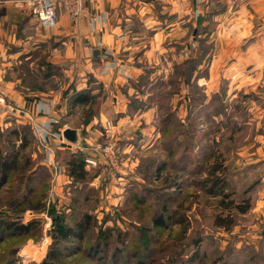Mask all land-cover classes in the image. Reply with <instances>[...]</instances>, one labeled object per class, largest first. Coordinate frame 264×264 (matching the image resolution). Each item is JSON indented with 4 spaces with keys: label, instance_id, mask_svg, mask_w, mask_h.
<instances>
[{
    "label": "crops",
    "instance_id": "0c3cea01",
    "mask_svg": "<svg viewBox=\"0 0 264 264\" xmlns=\"http://www.w3.org/2000/svg\"><path fill=\"white\" fill-rule=\"evenodd\" d=\"M185 61L190 84L205 79L210 123L228 122L236 108L237 122L244 123L237 130L252 126L245 136L252 133L260 143L249 154L263 153L264 0H85L78 17L58 7V22L50 28L41 26L32 0H0V85L8 102L0 117L6 124L30 125L42 156L38 165L50 173L52 193L60 198L73 185L70 158L96 157L90 146L102 140L107 119L116 124L122 151L144 149L161 138L156 104L147 100L155 83L145 89L141 80L147 67V76L166 79ZM82 91L94 97L84 119L81 111L89 105L73 103ZM67 127L80 130L85 147L64 140ZM223 131L211 127L210 141L220 140L219 133L224 138ZM98 160L97 167L84 165L93 173L86 185L104 200H115L122 189L118 181L127 174L119 180L114 168ZM257 181L264 191V176ZM257 213L264 216V201Z\"/></svg>",
    "mask_w": 264,
    "mask_h": 264
},
{
    "label": "rangeland",
    "instance_id": "374dc122",
    "mask_svg": "<svg viewBox=\"0 0 264 264\" xmlns=\"http://www.w3.org/2000/svg\"><path fill=\"white\" fill-rule=\"evenodd\" d=\"M189 66L183 62L166 79L147 76L152 68H146L141 81L145 89L155 83L147 100L156 104L162 136L144 149H119L120 168L112 174L127 177L118 181L122 189L116 201L88 189L93 173L73 180L65 198L52 193L30 125L6 124L0 117L1 149L11 154V162L16 159V170L0 188V264H41L51 261L46 256L56 249L61 252L56 264H264V216L257 213L264 201L257 181L264 176V152L249 154L260 143L252 133L245 136L252 126L237 130L244 123L237 122L236 108L228 122L210 123L205 79L190 84ZM199 76L205 77V66ZM214 126L224 129V138L219 133L220 140L210 141ZM216 160L227 167L211 175ZM217 176L225 186L214 189L209 179ZM229 198L245 202L248 211L229 213ZM55 220L78 228L87 220L86 229L80 238L55 243ZM22 223L28 230L20 228ZM46 233L50 238L43 244Z\"/></svg>",
    "mask_w": 264,
    "mask_h": 264
},
{
    "label": "trees",
    "instance_id": "16d2710c",
    "mask_svg": "<svg viewBox=\"0 0 264 264\" xmlns=\"http://www.w3.org/2000/svg\"><path fill=\"white\" fill-rule=\"evenodd\" d=\"M93 99L94 97L90 91H82V92H78L75 95L73 99V103L89 105V108L85 112L87 113L86 116H89V113H90L89 111H92ZM15 133L20 134V131L17 130L15 131ZM10 156L11 154H7L2 151L1 145H0V188L8 181L10 173L13 170H16V159L11 162ZM86 157L87 156H84L83 154H75L70 158L69 172L73 176L74 180H84L86 176L88 175V172L84 169V165L86 164L85 162ZM216 161L217 162H215L213 166L210 167L211 175H214L218 171L223 170V162H219L218 160ZM222 178L223 177L221 176L212 177L211 179H209L211 182L210 186L213 187L214 189L219 188L220 186H223L225 183L222 180ZM244 204L245 202L240 204V203H237L235 199L229 198L226 208L229 211V213H231L233 208H238L240 212H246L248 211L249 207L248 205H244ZM86 221L87 220H80L78 223L79 224V228H78L76 226L66 225L60 222L59 220H55L54 236H53L55 243H57V241L59 240L66 241L69 237L80 238L82 235L81 230L86 229V223H87ZM161 224H165V221H161ZM20 228L23 230H28L29 224L22 223L20 225ZM60 253L61 252L58 249L53 250V253H49L46 256V258L49 257L51 261L44 260L41 264H56L55 260L59 258Z\"/></svg>",
    "mask_w": 264,
    "mask_h": 264
},
{
    "label": "built area",
    "instance_id": "2783aa9c",
    "mask_svg": "<svg viewBox=\"0 0 264 264\" xmlns=\"http://www.w3.org/2000/svg\"><path fill=\"white\" fill-rule=\"evenodd\" d=\"M35 14L43 28L54 27L58 22V7L74 17L80 16L85 11V0H32ZM8 106L7 91L4 85H0V110L6 111ZM115 123L107 119L103 126V138L93 143L90 148L96 157L90 155L85 162L94 166L98 165L101 159L104 164L111 168L120 167L119 147L115 139ZM98 158V159H97ZM50 238L48 233L43 237V244Z\"/></svg>",
    "mask_w": 264,
    "mask_h": 264
},
{
    "label": "water",
    "instance_id": "95a60500",
    "mask_svg": "<svg viewBox=\"0 0 264 264\" xmlns=\"http://www.w3.org/2000/svg\"><path fill=\"white\" fill-rule=\"evenodd\" d=\"M63 137L66 142L69 143L70 146H77L79 148L85 147L86 143L81 136V132L79 129L67 127L63 131ZM261 235L264 236V228L261 231Z\"/></svg>",
    "mask_w": 264,
    "mask_h": 264
}]
</instances>
